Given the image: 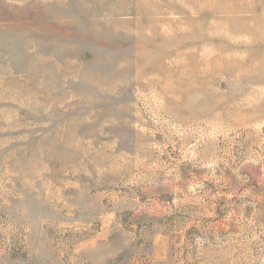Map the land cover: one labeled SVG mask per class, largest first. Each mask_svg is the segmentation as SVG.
I'll use <instances>...</instances> for the list:
<instances>
[{
  "label": "rangeland",
  "instance_id": "obj_1",
  "mask_svg": "<svg viewBox=\"0 0 264 264\" xmlns=\"http://www.w3.org/2000/svg\"><path fill=\"white\" fill-rule=\"evenodd\" d=\"M0 264H264V0H0Z\"/></svg>",
  "mask_w": 264,
  "mask_h": 264
}]
</instances>
